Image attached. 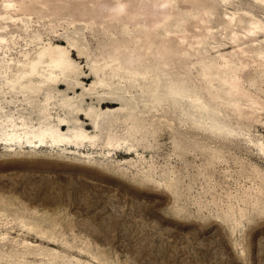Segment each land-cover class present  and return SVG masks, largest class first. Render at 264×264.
Segmentation results:
<instances>
[{
  "label": "rangeland",
  "instance_id": "rangeland-1",
  "mask_svg": "<svg viewBox=\"0 0 264 264\" xmlns=\"http://www.w3.org/2000/svg\"><path fill=\"white\" fill-rule=\"evenodd\" d=\"M214 1L200 14L181 2L169 18L194 55L164 64V37L152 36L134 63L149 70L142 88L109 103L99 100L114 91L106 83L131 82L117 67L127 66L126 45H144L138 17L129 34L124 16L102 17L103 0H38L33 12L0 3L1 14L24 18L0 19L8 38L0 57L11 70L49 42L67 47L76 28L83 41V53L71 51L72 71L58 74L61 85L48 71L14 86L0 79V118L38 124L46 103L55 118L81 113L78 125L96 135L95 145L0 143V264H264V53L244 58L252 97L240 108L211 98L201 73L202 59L238 48L235 31L244 34L252 15L264 22V0ZM234 12L244 22L228 30L221 17ZM170 78L194 85L209 109L171 98ZM85 113H101L98 128ZM109 135L122 145H108Z\"/></svg>",
  "mask_w": 264,
  "mask_h": 264
},
{
  "label": "bare ground",
  "instance_id": "bare-ground-1",
  "mask_svg": "<svg viewBox=\"0 0 264 264\" xmlns=\"http://www.w3.org/2000/svg\"><path fill=\"white\" fill-rule=\"evenodd\" d=\"M103 1L105 3H103L102 17L112 20L124 16V19H126V32L129 34L131 33V30L128 28L130 20L138 17L137 24L139 28H144L142 32H145L143 33L145 39L143 40L144 45L139 43V40L132 45H126L125 62H127V66H123L121 62H119L121 65L118 64L117 66L118 68L125 69L128 73L127 79L131 80V82L123 85L124 83L121 79H126V77L120 75V78H118L120 80L117 83H106L114 91H111L112 94L109 91L110 96L101 95L99 98L101 103L119 102L122 100L126 102L128 99L124 97L123 93H131L134 89L142 88V84L144 83V79L147 78L149 70H139L134 63L141 59V50L143 47L146 50L145 53L151 48L153 43L152 36L164 37L162 39V48L158 51L162 53L161 56H164L166 53L168 54L161 61L164 64L169 65L171 63L170 61L181 55H184L186 58L194 55L182 47V43L186 40L187 35L175 34L176 31L181 30V25L177 23L176 29L169 22V18L178 10L181 2L192 4L193 8L198 7V14L207 9L208 12L217 8L214 0H153L151 2L145 0L146 2L144 3H140V0ZM37 2L38 0H29V2L25 0L0 1L6 9H24L30 12L38 9L36 6ZM14 17L10 12H6L5 14L0 13V19H20L24 21L22 17ZM244 17V15H239L234 12L228 14L226 17H221V19L223 20L224 27L229 30L235 26L239 27L244 22ZM249 20L248 22L251 23V26L247 27L248 29H245L246 31L244 30V34L235 31L233 38L238 44L237 49L229 52H221L220 55L218 54L220 56L219 59L207 56L208 61L205 59L201 60V73L205 80L207 94L211 98L222 99L221 101L224 100L225 104L229 103L237 108H240L246 99L252 97V93L248 92L242 83L243 75L241 71L246 67L244 58L249 55H262L264 53V49L262 48L264 39L259 40L257 34H264V22L253 15ZM6 26L5 24H1L0 28H5ZM79 30L76 28L67 36V47L49 42L38 48L34 55L26 52V58L24 60H18L14 63L18 65L15 71L14 69L11 70L13 63L11 59L0 57V79H9L11 86H14L17 82H21V78L27 77L31 81L33 74L36 72L48 71L50 80L61 85L58 74L64 73L68 75L72 71L71 51L73 52L77 49L78 53H83V41ZM6 42H8V38L5 35L0 36V48L8 47L5 44ZM243 43L246 45H243ZM133 64L135 66H132ZM94 70L97 73L99 68L94 67ZM96 83L105 84L104 79H98ZM167 92L174 100L188 98L193 108L197 107L201 110L209 109L208 104L202 101L203 97L200 92L196 90L194 85L185 80L170 78L167 84ZM74 110L75 108L72 109V112ZM40 112L41 120L38 124H33V121L29 122L25 115L19 118H15L13 115H5L3 118H0V143L6 145L24 143L27 146H53L63 144L81 146L86 141H91L92 145H95L96 135H90L81 125H78L79 120L73 117V115L77 114L78 116L81 113L58 114L55 118L53 113L48 112L46 103L40 107ZM125 114L129 119L138 116V113ZM85 115L86 119L91 120L90 124H93L96 128L99 127L98 119L101 113H85ZM66 125H68L67 130H63ZM107 144L119 147L122 145V141L116 136L109 135Z\"/></svg>",
  "mask_w": 264,
  "mask_h": 264
}]
</instances>
